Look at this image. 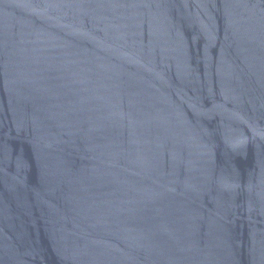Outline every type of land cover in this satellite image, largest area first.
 <instances>
[{
	"label": "water",
	"instance_id": "water-1",
	"mask_svg": "<svg viewBox=\"0 0 264 264\" xmlns=\"http://www.w3.org/2000/svg\"><path fill=\"white\" fill-rule=\"evenodd\" d=\"M0 264H264V0H0Z\"/></svg>",
	"mask_w": 264,
	"mask_h": 264
}]
</instances>
